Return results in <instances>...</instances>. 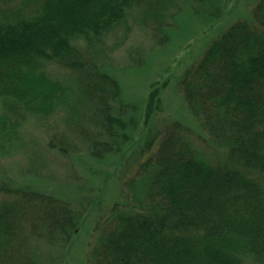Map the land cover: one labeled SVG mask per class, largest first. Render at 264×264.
Returning <instances> with one entry per match:
<instances>
[{
	"label": "trees",
	"instance_id": "1",
	"mask_svg": "<svg viewBox=\"0 0 264 264\" xmlns=\"http://www.w3.org/2000/svg\"><path fill=\"white\" fill-rule=\"evenodd\" d=\"M177 1L0 0V157L27 146L25 119L50 130L61 112L67 133L96 160L116 155L125 162L130 143L146 145L119 200L98 222L84 264H264V0L249 20L214 40L178 84L209 144L225 152L217 163L195 148L179 122L144 130V140L135 141L138 120L127 121L128 107H117L118 81L79 47L84 41L94 49L117 29L129 30L135 10L156 18L163 44L165 15ZM51 65L76 75L58 80ZM161 91L148 97L147 128L161 110ZM75 144L65 133L48 147L66 155ZM37 154L29 170L36 174L43 169ZM81 209L0 181V264H57L59 253L37 252L43 243L71 244L83 224Z\"/></svg>",
	"mask_w": 264,
	"mask_h": 264
},
{
	"label": "rangeland",
	"instance_id": "2",
	"mask_svg": "<svg viewBox=\"0 0 264 264\" xmlns=\"http://www.w3.org/2000/svg\"><path fill=\"white\" fill-rule=\"evenodd\" d=\"M258 1L211 0L204 5L179 0L176 7L170 8L165 15L169 22V39L163 44L160 43L163 34L157 27L156 18L144 17L142 10L132 13L127 23L129 30L127 27L117 29L94 49L79 41L81 51L94 58L100 68L118 81L121 95L116 102L117 107H128L127 121L131 116L138 120L139 130L134 134L135 141L140 139L144 130L155 133L170 123L179 122L195 148L214 163L222 160L225 152L209 144L208 134L189 112L178 84L183 74L201 59L214 40L234 23L250 19ZM49 72L61 81L71 80L75 74L58 65H51ZM165 83L167 85L164 87ZM154 88L162 90V106L147 128L143 124V114ZM66 117L65 113H57L52 118L50 130L34 119H25L21 124V135L27 146L11 156L0 157V181L15 188L29 187L52 194L68 200L74 207L82 208L83 224L72 243H43L41 252L37 253L39 258L59 253L62 258L57 264H84L98 222L109 214L111 207L119 200L122 181L128 174L131 176L137 162L143 161L139 149L146 145L142 141L132 147L133 143H130L125 149L126 159L123 163L116 155L96 160L85 152L77 137L67 133ZM65 133L68 139L76 142V147L66 155L50 151L49 142ZM35 151L40 152L41 156L37 154L36 158L43 165L37 174L34 170L29 172L32 167L30 157Z\"/></svg>",
	"mask_w": 264,
	"mask_h": 264
}]
</instances>
